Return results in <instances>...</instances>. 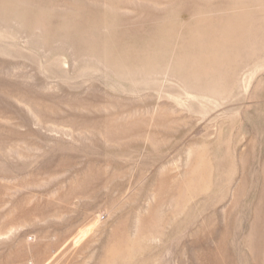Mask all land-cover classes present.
Segmentation results:
<instances>
[{
    "label": "rangeland",
    "instance_id": "rangeland-1",
    "mask_svg": "<svg viewBox=\"0 0 264 264\" xmlns=\"http://www.w3.org/2000/svg\"><path fill=\"white\" fill-rule=\"evenodd\" d=\"M0 264H264V0H0Z\"/></svg>",
    "mask_w": 264,
    "mask_h": 264
}]
</instances>
